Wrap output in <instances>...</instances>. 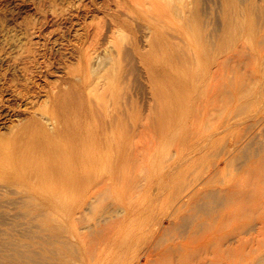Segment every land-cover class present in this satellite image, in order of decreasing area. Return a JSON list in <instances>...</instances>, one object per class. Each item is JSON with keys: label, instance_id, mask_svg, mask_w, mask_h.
Instances as JSON below:
<instances>
[{"label": "bare ground", "instance_id": "1", "mask_svg": "<svg viewBox=\"0 0 264 264\" xmlns=\"http://www.w3.org/2000/svg\"><path fill=\"white\" fill-rule=\"evenodd\" d=\"M36 11L39 18L22 23L21 37L7 39L6 47L0 50V61L24 74V79L11 80L7 72L0 74V81L7 83L8 90L20 101L17 106L9 107L16 114L23 115V111L29 114L21 127L17 128L16 124L24 118L15 126L9 123L8 136L0 129V187H14L25 195L24 209H51L43 221L48 224L47 230L55 242L53 247V244L44 246L36 253L17 248L15 253L0 254V264H124L126 260L131 264H145L155 251L157 239L140 240L143 255L141 252L140 261L136 262L131 247L139 242L132 233H127L121 241L118 235L115 238L108 235L107 246L93 252L87 248L86 238L78 228L105 230L103 224L110 218L107 209L113 203L108 200L111 206L103 205L106 213L100 209L107 216L102 212L100 215L98 209L97 217L94 209L98 204H95L109 186H119L122 173L135 170L136 166L132 169V165L142 161L143 164H138L144 166L140 157L146 149L144 144L151 142L146 137L152 134L147 133L150 128H153L150 131L154 133L150 136L153 140L156 137L178 144L175 151L173 143L165 142L175 152L171 151L175 155L170 156L168 150L163 151L164 156L165 153L169 156H165L166 161L173 158V166L160 173L162 183L165 181L168 186V176H183L186 165L215 155L207 170L212 176L240 154L245 155L255 143L261 146L262 153L250 148L259 154L253 163L262 160L263 118L254 114L251 118L255 120L246 126L244 121L234 120L216 127L212 117L219 94L227 90L234 93L231 85L238 81L232 82L238 68L246 70L241 71L246 75L240 72L241 78H248L250 73V80L261 82L252 91L254 98L264 96V89L261 90L264 87V0H38ZM138 70L150 85L152 100L148 101L149 108L143 107L149 110H144L148 113L147 116L144 113V120L136 117L140 113L132 89ZM244 81H241L242 89ZM246 85L247 88L249 85ZM95 87L101 93L100 100H91L92 89H95L93 93L97 91ZM95 95L93 99L97 98ZM0 103L5 107L3 94ZM176 108H183L179 119ZM208 121L211 130L203 133ZM174 125L181 127L172 132ZM243 125L242 134L230 136ZM144 132L147 134L142 135ZM138 136L139 140L143 137L147 141H142L144 146L140 141L138 144ZM184 145L190 147L186 155L179 151ZM159 160L162 162L163 158ZM196 178L194 184L189 183L179 194L173 211L205 189L202 178L199 175ZM128 184L127 187L133 186ZM168 186L163 185L161 189ZM228 192L221 189L208 194L217 204L223 205L224 201L226 205L231 200ZM115 195L121 198L120 192ZM116 206H112L113 211L110 209L112 213H118L115 209L120 205ZM223 211L210 213V218L200 221L198 227L211 225ZM172 212H167L164 218L173 217L175 211ZM92 217L94 225L89 223ZM156 221L159 230L162 219ZM198 227L197 231L203 229Z\"/></svg>", "mask_w": 264, "mask_h": 264}, {"label": "rangeland", "instance_id": "2", "mask_svg": "<svg viewBox=\"0 0 264 264\" xmlns=\"http://www.w3.org/2000/svg\"><path fill=\"white\" fill-rule=\"evenodd\" d=\"M37 1L38 0H0V50H3V46H5L7 39L21 37L22 30L20 25L22 23L28 20L39 18V15L36 11ZM58 1L63 2V0ZM57 24L58 23H55L54 27H57ZM64 31L67 32V29H64ZM0 64V74L2 72H7L9 80L14 78L24 79V74L17 67L2 61H0ZM243 69L238 68L239 72H237V74L234 73L236 75H234V80H232V82L238 80L237 82L233 83L234 86L233 84L231 85L234 93H231L227 90V93L223 94V92L218 96L217 103H219H216L217 105H215V114H213L212 117V121L217 122H213L214 126L216 125V127L222 126L224 123H228V121L234 120H241L242 122L244 121L243 124H245L246 126L249 124L248 122L252 123L255 120L252 119L254 117V114L255 117L264 119V96H261L256 100V98H254V95L252 94V91L255 87L259 88L261 86V82H256L252 79L250 80V78L252 77L249 72V77L246 76L249 79L245 78V76L241 78V76L245 74V72H243L244 74L241 72ZM244 71L246 70L244 69ZM138 72L136 73L137 75L134 80L135 84L133 82L134 85L132 89L133 92H135L134 96H136L138 99L137 101L135 97L137 105L140 108H138V112L141 114L140 115L139 113H137L139 115L136 117L140 120H144V113L149 112V110L146 109L149 108L148 101L152 100L150 85L147 84L146 81H144V79L142 78V72H140L139 70ZM240 72L243 75H241ZM244 78L247 81H244ZM248 80H250L252 85H250V82ZM241 81H244L243 89ZM244 83L245 85L247 84L249 86L246 85V88L244 86ZM238 84L241 86L236 87L238 86ZM161 85L162 83L159 84V86ZM7 87V83L0 81V98L3 94L5 101V107L0 103V105L3 107L0 108V123H2V125L0 124V129H2V132L5 130L7 134L5 131L4 132L8 136L9 125L11 124L12 126H15L16 122L19 123L20 119L22 121V119L24 118L21 123L16 124L17 128L19 125V127H21L24 123H26V115L29 116V114L23 111V115H21L22 113L16 114L14 111H12V108L9 106H17L20 101L12 94L10 90H8ZM251 87L252 89H250ZM124 88L126 87H123V89ZM263 89L264 87L261 90ZM94 90L95 89H92L91 91V100H100V96L98 95L100 91L96 88L97 91L93 93ZM241 90H243L244 92L242 93ZM124 91L126 92V89H124ZM228 92L231 95H229ZM94 95L97 98L94 97L95 99H93ZM227 95L229 96V98ZM141 105L143 106L141 107ZM144 105L146 106V108H143ZM22 106L24 109L25 105ZM217 109H219L218 112L216 111ZM175 110L177 114L176 116L179 119L183 113V108H176ZM13 113H15V116H13ZM147 115L148 113H146V116ZM20 116L22 117L20 118ZM248 118H250V120H248ZM4 125L6 127H4ZM245 126L243 125L238 127V130H235L233 134H230V136H239L244 131L243 129L245 128ZM179 127L181 126L174 125L171 128L172 132L177 130ZM151 129L153 130V128H150L148 129V131H152ZM209 130H211V127L208 121L207 125H204L203 127V133H208ZM150 131L147 132L148 135H150L149 133L154 134ZM147 133L144 132L142 133V135H145ZM261 133L264 134V129ZM150 136H146L149 138V140L151 139L150 143H147V141L145 140L143 141V137L141 138L142 141L146 142L147 144H144L141 140H139L140 136H138L137 140L138 142L140 141L142 145H145L146 149L143 148L141 150H147L146 152L145 150L142 151L144 152V154L146 153L145 156L144 154H141L143 158L145 157V160L142 158V156L140 157V160H143L145 162L144 166L141 164L139 165L138 163L140 161H138L136 165L131 166L132 169H134V166H136L135 170L130 169L131 173L127 172L126 167V169L123 168L124 170H126V173H122L120 183L116 182V184L119 183V186L117 185L118 187L116 186V189L113 188V186H109V188L105 190V193H103V199H100L101 203H96V206L98 204L97 207L94 205V207H96L94 209V211L96 210V217L97 215L99 216L100 212H102L103 210H105V213L109 210L107 215L110 216V218L106 222V224H103L105 230L102 232H96L78 228L79 232L86 238L87 248L92 250L93 252H97L101 247L105 248L107 246L105 240L106 236L112 235V237L115 238L118 235L121 241V238L125 237L127 233H132V235L135 236L134 238L139 242L137 245L135 244V246L132 245L131 247V252H133L136 256V262H138V260L140 261V258L143 255V244L140 243V240L150 238L153 239V241L156 239L160 240L157 243V240L154 241V245L156 244V247L153 245L155 247V251H153L154 253H152L150 259L145 264H176L175 262L178 260V257L180 259L177 261V264H264V156L260 158V160H262L259 163H253V160L255 161V156H257L258 152L262 153L261 146H258L257 143L253 144L251 147H254V149L256 148L258 152L255 151V153H253L254 149H250V147L246 151L250 150L252 151V153L250 151L246 153L245 151V155L241 156L242 154H240L237 157L238 159H235L236 161L233 160L234 162L232 161L231 163L225 164V166L221 170H217L213 173L212 176L208 175L207 170L209 165L211 164L210 162L212 161V158H215V155H212V158L210 159H204L202 161L186 165L185 170L183 169V176H168V186L165 181L162 183V180L160 179V173L168 171L170 169V165L173 166V158L170 157L169 159L171 160L166 161L168 160L166 159V157L168 158L169 156L168 154H166L167 152L165 150H168L170 156H172V154L175 155V152L172 150L177 149L178 144L172 142L173 146L175 147L170 145L173 148H171V150L168 146L169 144H165V142L168 141L167 139H158L155 137V139L153 140L154 137L150 138ZM140 142L138 144H141ZM166 143L172 144L170 141ZM142 145H139V148L142 147ZM189 148L190 147L184 145L179 148V151L181 152V154L185 153L186 155L190 151ZM258 148H261V151L258 150ZM163 151L166 152V157L164 156ZM171 151L174 153H171ZM251 154L252 157L249 156ZM152 157H154V161L151 162ZM257 157H259V154ZM162 158L163 160L165 158L166 162L163 160L161 162V160H159ZM137 166L143 167H139V169L137 168ZM160 168L163 170H161ZM139 170H141V172ZM127 173L130 176L127 177ZM125 174L127 175L125 176ZM139 174L141 175L139 176ZM197 175L202 178V182H204L203 186H205V189L201 191V193L195 198L190 200L188 199V202H186L180 209H177V207L176 210H174V213L173 206L174 203L178 201L177 197L189 186V183H195ZM124 176L125 179H123ZM133 176L135 177L133 180H131ZM126 178H129V182ZM123 180L125 181V183L123 182ZM136 181H138L139 185L141 186H139ZM133 182H136V184L133 185ZM126 184H128V186H133L130 188L127 187ZM163 185L168 186V189H161ZM135 186H139L141 188L138 187L139 189H137L135 188ZM119 187L122 188V190ZM221 189L229 190V192L227 193L231 198L229 204L224 205V201L223 205H220L219 203L217 204L216 202L218 201L211 198L208 194L210 191ZM123 191L125 193H123ZM114 192L116 194H119L120 192L121 198L119 197V195L116 196ZM160 192L162 193V195ZM105 195L107 196L104 197ZM75 198L77 197L75 196ZM104 198H106V200H104ZM129 198L130 200H128ZM121 199L123 200L121 201ZM24 200L26 201L27 197L19 193L14 187H0V254L15 253L17 248H19L20 251H25L26 253H36V251L40 250L42 247L51 246L55 242V239L50 234L51 231L47 230L48 224H45L43 221L44 218L51 214V209H39L34 207L24 209ZM108 200L113 203L115 208L118 204L120 205L121 209L123 208V211H121V213H119V207L117 208L118 210L115 209L120 215L117 212H111L114 207H112L113 205L111 206V203H108ZM115 200H119V203L117 201L115 202ZM224 200L228 199H226L225 197ZM103 205H105V207H111H107L108 209L106 211ZM219 206L222 207L220 208ZM217 210L219 214L220 212H222V210L225 211H223L224 214L214 220L211 225H202L203 227L201 226L200 228L203 229L201 231H197L196 227L199 226L198 224H201L203 220L206 221V217L211 216L210 213H214ZM169 211H173L172 213H174V216L170 217L169 219L164 218V215ZM105 213L103 214L107 216ZM123 213L124 215H122ZM115 214L116 216H114ZM93 217L89 221V223L92 225L95 224V220ZM158 218L162 219V227L160 224H158L159 222L157 223L160 226V231L158 230V226L155 225L157 222L156 219L158 221L160 220ZM207 221H209V219ZM169 222L170 225L168 227L166 225L169 224ZM51 225H53V223H51ZM200 228L198 227V230H200ZM194 231H196L197 233ZM156 233L161 234V236L157 235ZM53 246L54 244L52 245V247ZM164 249H167L168 251ZM177 250L178 252H181L178 253L176 252ZM164 252L165 254H163ZM178 254H180L181 256ZM124 262V264H131L129 260H126Z\"/></svg>", "mask_w": 264, "mask_h": 264}]
</instances>
